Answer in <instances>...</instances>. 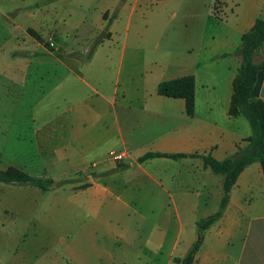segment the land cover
<instances>
[{
    "label": "crops",
    "instance_id": "crops-1",
    "mask_svg": "<svg viewBox=\"0 0 264 264\" xmlns=\"http://www.w3.org/2000/svg\"><path fill=\"white\" fill-rule=\"evenodd\" d=\"M82 1L86 4L78 10H62L61 38L79 32L85 40L100 38L91 51L74 53L67 46L48 53L52 57L47 62L60 64L61 74L44 111L59 103L61 111L33 136L40 155L61 161V180L72 179L60 185L61 204L71 205L75 218L89 219L76 232V237L85 233L80 247L64 251L107 255L108 247L95 241L96 225L112 240L122 241L127 232L113 238L110 229L112 212L121 210L115 203L127 207L136 202L142 224L159 227L155 238L161 235L163 217L166 223L174 221L166 264H180L173 258L185 256L197 239L196 222L218 210L223 193L222 175L204 167L199 155L231 157L251 134L244 117L228 114L241 57L222 54L234 51L242 34L264 14V0H211L208 11L216 7L217 16L207 12L203 21L186 20L183 10L176 14V0H102L94 11V0ZM201 1L190 0L188 9L199 8ZM22 10L15 12V22L9 20L15 28L34 41L28 29L55 41L56 30L44 36L45 23L35 21L34 12L24 11L31 22H19ZM187 75L194 77L192 116L185 113L183 99L157 93L160 82ZM260 97L264 100V80ZM147 152L187 156L139 162ZM114 153L123 157L115 160ZM203 236L192 264H264V174L259 162L238 175L221 217ZM162 248L158 236L143 257L161 264Z\"/></svg>",
    "mask_w": 264,
    "mask_h": 264
},
{
    "label": "rangeland",
    "instance_id": "rangeland-1",
    "mask_svg": "<svg viewBox=\"0 0 264 264\" xmlns=\"http://www.w3.org/2000/svg\"><path fill=\"white\" fill-rule=\"evenodd\" d=\"M101 1L94 0L90 11H94ZM210 1L202 0L199 8L190 10V0H176L179 6L176 14L180 15L183 10L186 20L203 21L207 12L213 14V8L208 11ZM85 4L82 0H0L1 170L12 166L26 170L35 177H51L54 180L63 177L61 161L56 162L51 155H40L33 136L42 123L51 120L61 111L60 103L50 108L48 113L44 111L49 95L55 93L51 88L57 75L61 74L60 64L47 62L48 57H52L48 53L61 52L67 46L75 49L74 53L90 51L100 38L99 35L98 38L85 40L83 32L76 36L67 34L61 38L62 10H78ZM21 8L22 13L34 12L37 15L35 21L42 20L45 23L42 31L44 36L49 30H56L55 41L44 40L36 32L39 38L33 36L28 29L27 32L37 40L34 41L15 28L9 20H14L15 12ZM25 14L18 15L19 22L28 24L31 21ZM219 19L224 20L222 15ZM65 22H71L68 14ZM32 51L36 54L30 57ZM263 57V53L257 54L256 61ZM70 176L68 173L67 177ZM55 189L60 190L54 193ZM115 204L121 210L115 208L112 212L110 229L113 238L120 231H126L127 235L123 236L122 241L116 242L111 239L112 236L103 233V227L97 224V246L106 245L109 253L104 255L87 250L75 255L64 251L65 247H80L85 233L76 237V232H80V224L88 226L90 223L89 219L84 221L81 216L75 218L71 205L67 207V204H61V186L43 191L32 185L0 182V264H151L143 256L158 236L163 239L161 264H166L170 260L167 254L175 236L174 221L166 223L163 217L161 235H157L159 227L155 230L148 222L142 224L137 211L138 203L130 202L127 207L118 202ZM176 253L179 254V251Z\"/></svg>",
    "mask_w": 264,
    "mask_h": 264
},
{
    "label": "trees",
    "instance_id": "trees-1",
    "mask_svg": "<svg viewBox=\"0 0 264 264\" xmlns=\"http://www.w3.org/2000/svg\"><path fill=\"white\" fill-rule=\"evenodd\" d=\"M213 11L214 15L217 16L216 7ZM29 33L38 37L31 29H29ZM260 53L264 55V14L255 20L253 26L247 32L242 34L240 44L234 51L222 54L224 56L235 54L241 57L240 65L232 80V94L228 114L231 117H244L249 123L251 134L245 139L246 144L243 147L237 145V152L231 157L217 160L210 154L199 155L202 158L204 167L210 168L215 174L222 175L223 193L218 210L196 222L197 239L185 256L173 258L176 263H193L194 255L203 242V231L221 217L229 199V192L242 170L251 163L259 162L264 174V100L260 97V89L264 80V57L257 63L253 61V57ZM157 93L166 97L183 99L185 113L188 116L193 115L195 104L194 77L192 75L160 82L157 86ZM186 156L180 153L147 152L139 156L137 160L143 162L154 157L182 158ZM189 156H196V154ZM71 180L55 181L50 177H35L20 168L12 166L4 170L0 169V182L30 184L41 190H49L54 185L60 186L71 182Z\"/></svg>",
    "mask_w": 264,
    "mask_h": 264
},
{
    "label": "built area",
    "instance_id": "built-area-1",
    "mask_svg": "<svg viewBox=\"0 0 264 264\" xmlns=\"http://www.w3.org/2000/svg\"><path fill=\"white\" fill-rule=\"evenodd\" d=\"M112 157H113L115 160H119V159H121V158L123 157V155H122V154H114Z\"/></svg>",
    "mask_w": 264,
    "mask_h": 264
}]
</instances>
